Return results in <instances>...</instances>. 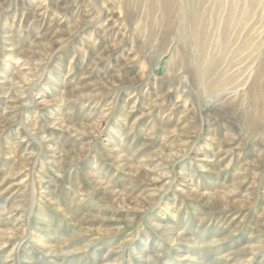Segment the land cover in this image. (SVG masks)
I'll list each match as a JSON object with an SVG mask.
<instances>
[{
	"label": "rangeland",
	"instance_id": "rangeland-1",
	"mask_svg": "<svg viewBox=\"0 0 264 264\" xmlns=\"http://www.w3.org/2000/svg\"><path fill=\"white\" fill-rule=\"evenodd\" d=\"M59 1L0 0V233L9 238L0 239V264H201L186 238L203 246L204 264H222L223 256L231 257L226 264H264V0H255L252 26L231 27L229 48L223 25L209 30L205 53L190 37L192 9H233L245 19L251 0ZM91 44L103 50L92 58ZM211 61L236 65L244 85L227 109L206 118L197 96ZM84 83L87 96L74 98L71 87ZM178 119L186 132L165 136V124ZM41 131L76 147L51 149ZM102 182L122 190L125 204ZM203 195L233 206L208 208ZM137 201L151 205L135 211ZM153 220H174L184 239L165 237ZM68 239L78 251L66 262L40 249L60 250ZM160 249L165 256L156 261Z\"/></svg>",
	"mask_w": 264,
	"mask_h": 264
},
{
	"label": "bare ground",
	"instance_id": "bare-ground-1",
	"mask_svg": "<svg viewBox=\"0 0 264 264\" xmlns=\"http://www.w3.org/2000/svg\"><path fill=\"white\" fill-rule=\"evenodd\" d=\"M166 1H169V0H166ZM200 1H201V4H202L203 2L205 3L206 0H190L191 3H194L196 5ZM254 7H255V0H251L250 1V4H249V7H248V16H246L245 19H244V18H242V15L241 14H239L236 17V12H234L233 9H230V10L226 11V14L224 13L225 15H218V13L212 15V12L211 13L209 11L204 12L203 10H201L202 8L198 9L195 6L192 9V12L189 14V18H188V20L190 22V26H191V32H190L191 33V36L190 37L199 46V51L205 53V50L207 49V46H204V41L203 40L205 39L206 34L208 33L209 30H210V32H213L215 29H219L220 26L223 25V28H224L223 29V38H224L223 39V42H224L223 44H224V47L225 48H229L230 41L232 40L231 39V34L233 33V32H230L231 27H233V29L235 30L237 28V26H239L243 30L246 27L252 26V25H250V22H251V15H252V12H253ZM165 8H166L165 11H167V14L169 15V13H170L169 11L171 10L170 7H165ZM220 16H222V18ZM111 17H112V12L110 11V13H108V15H107V20L105 22L106 23L105 28H104L105 29V32H108V31L112 30V26L111 25H108L107 26L108 22L110 23V21H111ZM186 18L187 17H184V21H186ZM212 19H214L213 20L214 22H212L214 27L211 30L210 29V24L211 23L209 21L212 20ZM241 33H242L241 31L237 33V37H235V40H234V45H235L236 41L238 40L239 35ZM5 34L7 35V33H5ZM7 37L10 38V41L11 42L15 41V38H16V36L14 34H12V33L9 36L7 35ZM36 40L37 41H41L42 39L37 38ZM251 42H253V40H251L250 43H247L248 49L251 46ZM245 43L246 42L244 40L243 47H244V45H246ZM12 46L15 47L16 45L13 44ZM96 47H97L96 45H92L91 44V46L88 48V50L86 49V51H85L86 56L92 58V57H94L97 54L99 55L100 53H98V52H102L103 51V50L100 51V49H97L96 50ZM15 48H17V47H15ZM26 53L27 52L25 50H22L20 53L18 52V55L21 57L22 55H24ZM251 56H252V54L249 52L247 58H250ZM201 60L202 61L200 62L201 63L200 66H203V64H204L203 63V59H201ZM200 63L197 62V64H200ZM234 68H236V65H234L233 68H232V66L230 64L226 68L221 69V64L219 65L217 61H213V62L211 61V63L208 66L207 73H203V78H202L203 93L202 94L200 93V95L197 96V98H198L197 101H198V104H199V108L201 109L202 113H204V115L206 116V118H208L207 113H209L211 110H213V109H217V110L218 109L219 110L227 109V107H229L228 105L230 103H233V102L236 101L237 92H238V90H240L241 88H243V85H244V83H241V82L238 83L239 80H240V78L243 76L244 73H241V74H239V73H232L233 72L232 69H234ZM134 74H135V76L137 75V73H134ZM216 75H217V78L212 79V76H216ZM117 76L119 78H123L121 74H119ZM111 78H112L111 76L106 75L103 79L104 80H110ZM125 81H127V79H125ZM125 81L124 80H121V79L119 80V82L121 84L124 83ZM136 81H141V79L136 80ZM85 87H87V84H85V86H81L79 88H73V86H72L71 87V90H70L71 93H72L71 95L74 98H79V97L87 96V94L84 95V94L81 93V90L84 89ZM176 103H177L175 105L176 107H174L172 109H176L177 108L178 102H176ZM187 103H188V101H187ZM186 107H187V104L185 106V109H186ZM130 112H129V114L126 115L127 117L125 119H127L130 116ZM182 117H185V115L183 114ZM184 120H185V118H184ZM68 121L70 123H73V125L78 123V120L77 119H74V118H70ZM177 121H178V123H176L175 125H171L169 122L165 124V126H164L165 127V133H164V135L165 136L167 135L168 131H173L174 133L175 132H177V133H185L186 132L185 131V128L186 127H184V128L181 127V123H183L182 120L181 119H178ZM186 121H188V120H186ZM60 125H61L60 126L61 132L63 134H65V136H69L70 135L69 132H68L70 130L69 127H67V125L64 122H62V120H61ZM87 127L88 126L85 125V129ZM89 129H90L89 132H91V131L93 132V129L92 128L89 127ZM41 133H43V136L42 137L45 140L47 138H49L50 140L53 141V145L50 147L51 149L52 148H55L54 146H56V149L57 150H59L61 147L64 148V149L65 148L68 149V147H69L70 150H74V148L76 147L72 142H67L66 141L64 144L58 142L57 139H55V138L52 137L53 134H51V133H47L46 134L43 131H41ZM187 134H189V133H187ZM168 138L171 139L170 140L171 142H173V139H174L173 137H168ZM221 147H222V145H221ZM124 151H125V149H124ZM174 157H176V156H173V158ZM70 163H72L71 160H70ZM61 167L62 168L60 170L62 172L64 170V168H63L64 167V164H62ZM132 174L134 175L133 177L137 178L138 180L149 181L143 173H139V172L135 171ZM86 175H87V177L90 180L89 182L94 183V182L97 181V180H93L92 179L93 177H92V175L89 172H87ZM10 176L11 177H14V175H10ZM55 178L58 181L60 179L59 177H55ZM102 183H100V185H101L100 187L103 188V186H104V190H106V191L109 190L110 195L111 194L113 195V196H111L112 199H113V201L119 202V204H122V205L125 204L127 197L124 195V193L122 192V190H117V188H109L107 185H105V182H102ZM123 189H127V188H123ZM201 199H202L201 200L202 202H205V206H207L208 208L213 207L214 209H219V208L222 209L224 207H231V206H233V202H229L226 199L217 198L214 195H210L209 197H204V195H203L201 197ZM134 203L136 205V210L135 211H139V210H144L145 211V210H147L149 208L148 205H151V203L147 202V206H148L147 207L145 201L144 202L137 201V202H134ZM161 221L162 220H158V221L153 220L152 221V223L155 224L156 229H159V231L161 230V232H160L161 234H163L165 237L170 238L171 236L175 235V233H176V238H182V239H184L183 234L178 232L179 229L176 231L177 224L175 223L174 220L171 221V222H169V223H164V222H161ZM180 232H182V231H180ZM190 236H192V235H190ZM213 237L217 238L218 235L215 234ZM0 239L2 240V242L4 244H7L9 242V238H6L1 233H0ZM149 239L150 238L148 236L146 241H149ZM71 240H69V239L66 240L64 247H62L60 250H58L57 248H55L53 246H47V247H45L43 245L40 247V249L46 255H51V258H52V260L54 262H58V263L62 262L63 263L64 261L66 262L68 260V255L69 254H71L72 252L78 251V250H76V247L72 244L73 241H71ZM195 240L196 239H193V238L192 239H187L186 238V240H185V241H187V242H189L191 244H194V246L197 248V249L193 250V254L196 257H191V258L198 260L201 264H204V260H207V258L205 256L206 255V252L203 250V248H202L203 246L200 247L199 244H197V243H199L198 240H196V241ZM249 240H250L249 243H253L254 244V242H255L254 239H252V240L249 239ZM217 242H219V240H213L209 244L208 243L207 244H208V246H211V245H214ZM260 248H262V247L261 246L258 247V248H256V247H250V248H248V249L246 248L244 250L246 252H250V253L252 252L253 253V252L257 251V250H260ZM161 249L158 250L157 253L152 256V257H154L156 259V261L162 259L165 256V251H163ZM152 252H154V250L150 249V247H148V246H147L146 249H144V253L145 254H152ZM149 258H151V257H149ZM30 259L31 258H26L25 261L30 262ZM230 259H231L230 256H228V257L223 256V257H221L218 260V263L226 264L228 261L229 262L231 261ZM250 263H251V260H248V261H246L243 264H250ZM25 264H27V262ZM102 264H110V262L107 260V261H105ZM155 264H158V263L156 262ZM234 264H241V263H234Z\"/></svg>",
	"mask_w": 264,
	"mask_h": 264
}]
</instances>
